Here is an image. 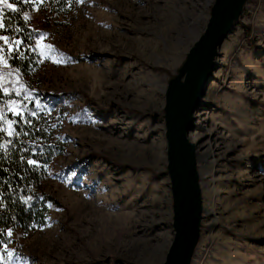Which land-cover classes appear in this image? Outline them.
Wrapping results in <instances>:
<instances>
[{
    "label": "rangeland",
    "instance_id": "1",
    "mask_svg": "<svg viewBox=\"0 0 264 264\" xmlns=\"http://www.w3.org/2000/svg\"><path fill=\"white\" fill-rule=\"evenodd\" d=\"M214 1L33 0L38 68L9 69L3 41L0 129L24 105L46 123L62 152L40 188L56 204L43 227L10 231L0 264H164L165 92ZM214 69L188 134L203 208L191 264H264V0H247Z\"/></svg>",
    "mask_w": 264,
    "mask_h": 264
},
{
    "label": "water",
    "instance_id": "2",
    "mask_svg": "<svg viewBox=\"0 0 264 264\" xmlns=\"http://www.w3.org/2000/svg\"><path fill=\"white\" fill-rule=\"evenodd\" d=\"M247 0H215L203 34L190 48L165 92L166 170L172 198L173 241L164 264H191L200 236L202 193L195 144L188 140L214 69L217 50L239 20Z\"/></svg>",
    "mask_w": 264,
    "mask_h": 264
},
{
    "label": "trees",
    "instance_id": "3",
    "mask_svg": "<svg viewBox=\"0 0 264 264\" xmlns=\"http://www.w3.org/2000/svg\"><path fill=\"white\" fill-rule=\"evenodd\" d=\"M7 2L12 4V8L0 3V36L7 38L0 39V46L3 41L11 45L4 49L8 68L20 77L29 78L37 70L39 62L36 50L39 37L25 19L33 0ZM17 40L21 41L19 45L15 43ZM15 94L14 90L10 91L7 98L17 99ZM5 102L0 100L1 104ZM1 104L0 110L3 108ZM28 118L31 124L20 116L9 115V127L0 129V238L7 241L0 242V256L3 257L10 243L8 233L17 229L26 233L43 227L48 205L56 204L40 187L45 178L43 167L62 151L49 140L45 122L39 123V119L29 115ZM17 132L28 134L17 136ZM28 159L37 161L39 167L28 164Z\"/></svg>",
    "mask_w": 264,
    "mask_h": 264
},
{
    "label": "snow or ice",
    "instance_id": "4",
    "mask_svg": "<svg viewBox=\"0 0 264 264\" xmlns=\"http://www.w3.org/2000/svg\"><path fill=\"white\" fill-rule=\"evenodd\" d=\"M16 2H18V0H13V3H16ZM78 2H83V0H78ZM0 3L4 4L5 7H7V8H12V4H11V3H8L7 0H0ZM25 19H27V17H25ZM0 39H5V40H7V38H6V37H3V36H0ZM15 43H16L17 45H19V44L21 43V41L17 40V41H15ZM33 50H34V49H33ZM49 50H51V46H49ZM20 55L23 56V53L21 52ZM18 94H19V93H18ZM30 99H31V98H29V97H27V96L25 95L24 97H22V100H21L19 103L23 104V101H24V100H30ZM12 103L15 104V103H18V102H17V101H13ZM37 103H38V102H37ZM26 110L28 111V115H29V116H31V115H36V113H35L34 111L30 110V109H27V106H26V105H24V106L21 108V114H22L21 118H22L26 123L31 124V120H28V119H26V118L23 116V112L26 111ZM12 123H16V121H12ZM21 134H23V135H27L28 133H27V132H23V133H21V132H17V133H16L17 136H19V135H21ZM27 163L30 164V165H36L37 167H39V164L37 163V161H34V160H32V159H28V160H27ZM8 235L11 236V232H9ZM0 242L7 243V241L3 240V238H0ZM7 255L11 256L12 253L9 252V253H7Z\"/></svg>",
    "mask_w": 264,
    "mask_h": 264
}]
</instances>
